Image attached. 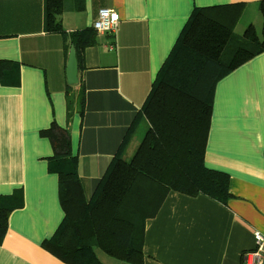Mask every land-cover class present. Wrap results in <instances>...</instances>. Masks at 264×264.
I'll return each instance as SVG.
<instances>
[{"label":"crops","instance_id":"0c3cea01","mask_svg":"<svg viewBox=\"0 0 264 264\" xmlns=\"http://www.w3.org/2000/svg\"><path fill=\"white\" fill-rule=\"evenodd\" d=\"M258 1L65 0V30L94 35L77 53L79 80L71 85L74 45L45 30V0H0V61L17 64L12 75H19L17 85L0 82V198L23 194L9 215L0 264H66L42 246L65 212L59 175L49 171L56 150L40 132L53 122L68 129L91 199L114 161L132 158L142 141L143 106L194 7L245 3L249 12ZM101 8L120 14L116 33L94 31ZM205 165L229 176L231 197L223 203L169 191L143 222L144 264H245L255 232L264 234V52L239 50L216 84ZM96 253L104 264H127Z\"/></svg>","mask_w":264,"mask_h":264},{"label":"trees","instance_id":"16d2710c","mask_svg":"<svg viewBox=\"0 0 264 264\" xmlns=\"http://www.w3.org/2000/svg\"><path fill=\"white\" fill-rule=\"evenodd\" d=\"M257 6L262 32L250 23L242 36L235 28L245 3L194 7L143 106L148 128L142 141L132 158L114 161L91 199L84 193L68 129L53 122L40 132L56 150L49 171L59 175L65 212L55 234L42 243L46 250L66 264H104L96 249L127 264H144L143 222L157 214L169 191L228 201L229 176L205 165L207 137L216 84L232 71L237 52H264V0ZM64 7L65 0H45L44 27L70 39L80 55L94 35L89 29L68 33ZM16 71L17 64L0 61V82L19 84L18 72L12 75ZM22 206L21 191L0 198V243L10 213Z\"/></svg>","mask_w":264,"mask_h":264},{"label":"built area","instance_id":"2783aa9c","mask_svg":"<svg viewBox=\"0 0 264 264\" xmlns=\"http://www.w3.org/2000/svg\"><path fill=\"white\" fill-rule=\"evenodd\" d=\"M121 20L120 14L110 8H101L93 23V28L101 33H116ZM255 247L243 255L245 264H264V234L256 231Z\"/></svg>","mask_w":264,"mask_h":264},{"label":"rangeland","instance_id":"374dc122","mask_svg":"<svg viewBox=\"0 0 264 264\" xmlns=\"http://www.w3.org/2000/svg\"><path fill=\"white\" fill-rule=\"evenodd\" d=\"M255 25L258 34L260 35L262 32V26H263V18L262 15L259 11V9H249V12H245L242 16V18L239 20L236 28H235V32L238 35H243V33L245 32L248 24L252 23ZM104 254V253H103ZM105 255V254H104ZM106 257H109L106 255ZM111 258V257H109ZM113 259V258H111Z\"/></svg>","mask_w":264,"mask_h":264},{"label":"water","instance_id":"95a60500","mask_svg":"<svg viewBox=\"0 0 264 264\" xmlns=\"http://www.w3.org/2000/svg\"><path fill=\"white\" fill-rule=\"evenodd\" d=\"M79 63H78V55L77 50L74 46L70 49V56L67 66V80L68 83L73 85L77 84L79 80Z\"/></svg>","mask_w":264,"mask_h":264}]
</instances>
